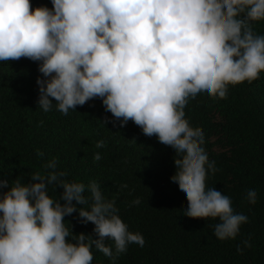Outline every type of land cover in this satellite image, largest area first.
Instances as JSON below:
<instances>
[{
	"label": "clouds",
	"instance_id": "obj_1",
	"mask_svg": "<svg viewBox=\"0 0 264 264\" xmlns=\"http://www.w3.org/2000/svg\"><path fill=\"white\" fill-rule=\"evenodd\" d=\"M32 10L31 0H0V62H38V109L67 116L99 98L111 119L131 121L142 133L175 150L171 177L187 199L194 219H219L214 234L235 240L248 216L237 213L229 196L209 187L219 169L204 147L185 108L198 97L227 99L230 86L264 73V0H51ZM55 101V102H54ZM106 141L96 142L104 149ZM43 156L42 152L37 153ZM103 159L98 151L94 160ZM51 159L31 182L0 179V264H93L94 251L118 264L129 245L145 238L129 230L115 199L99 183L68 179ZM50 188H62L59 198ZM128 188L121 185V190ZM246 200L258 202L247 190ZM136 198L132 204L140 205ZM83 207H80V206ZM92 223L98 238L76 234L65 217ZM107 241V243H106ZM243 244L251 248L250 241ZM237 251L243 249L237 245Z\"/></svg>",
	"mask_w": 264,
	"mask_h": 264
},
{
	"label": "trees",
	"instance_id": "obj_2",
	"mask_svg": "<svg viewBox=\"0 0 264 264\" xmlns=\"http://www.w3.org/2000/svg\"><path fill=\"white\" fill-rule=\"evenodd\" d=\"M31 3L32 10L52 7L51 0ZM254 28L264 34V22ZM41 75L38 62L28 58L0 62V179L12 183L23 176L31 182L33 172H44L43 165L57 159L70 181L98 182L104 195L116 200L129 230L142 233L146 241L143 248L129 245L118 264H264V73L251 84L230 86L227 99L198 97L185 108L191 126L204 132V147L219 169L209 175L207 185L229 196L234 210L249 218L235 240L225 241L214 234L218 218L185 216L188 201L171 180L176 172L173 148L145 136L131 121L125 127L104 124L111 113L99 98L67 116L55 109L44 113L37 103ZM101 139L107 146L97 149ZM98 151L103 159L96 162ZM123 184L128 188L121 190ZM249 189L258 192L256 205L245 198ZM62 192L49 190L54 198ZM136 198L140 205L132 204ZM77 216L65 217L74 233L98 238L95 226L78 222ZM245 240L251 248L244 246ZM93 251V264H110Z\"/></svg>",
	"mask_w": 264,
	"mask_h": 264
}]
</instances>
